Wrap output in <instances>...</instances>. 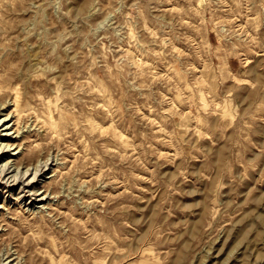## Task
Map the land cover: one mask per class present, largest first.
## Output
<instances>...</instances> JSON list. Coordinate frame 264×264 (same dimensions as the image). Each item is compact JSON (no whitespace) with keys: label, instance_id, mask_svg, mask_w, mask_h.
<instances>
[{"label":"rangeland","instance_id":"obj_1","mask_svg":"<svg viewBox=\"0 0 264 264\" xmlns=\"http://www.w3.org/2000/svg\"><path fill=\"white\" fill-rule=\"evenodd\" d=\"M0 264H264V0H0Z\"/></svg>","mask_w":264,"mask_h":264},{"label":"bare ground","instance_id":"obj_2","mask_svg":"<svg viewBox=\"0 0 264 264\" xmlns=\"http://www.w3.org/2000/svg\"><path fill=\"white\" fill-rule=\"evenodd\" d=\"M30 63V62H29ZM33 67V66H32ZM28 72V71H27ZM2 74V73H1ZM25 74V73H24ZM30 82V81H29ZM27 83V82H26ZM13 89V88H12ZM14 90H16V89H14ZM26 97V96H25ZM18 98V97H17ZM21 103V102H20ZM47 105V104H46ZM15 106V105H14ZM24 107V106H23ZM47 107V106H46ZM13 108V107H12ZM19 109V108H18ZM28 110V109H27ZM48 114V113H47ZM26 116H27V114H26ZM29 119V118H28ZM52 121V120H51ZM23 124V123H22ZM68 124V123H67ZM46 130V129H45ZM48 134V133H47Z\"/></svg>","mask_w":264,"mask_h":264},{"label":"crops","instance_id":"obj_3","mask_svg":"<svg viewBox=\"0 0 264 264\" xmlns=\"http://www.w3.org/2000/svg\"><path fill=\"white\" fill-rule=\"evenodd\" d=\"M231 61H235V60H230V62H231Z\"/></svg>","mask_w":264,"mask_h":264}]
</instances>
